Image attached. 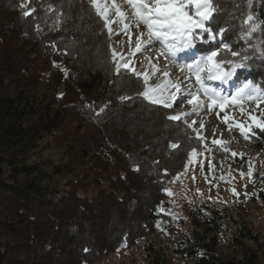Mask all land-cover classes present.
Masks as SVG:
<instances>
[{"label":"trees","instance_id":"trees-1","mask_svg":"<svg viewBox=\"0 0 264 264\" xmlns=\"http://www.w3.org/2000/svg\"><path fill=\"white\" fill-rule=\"evenodd\" d=\"M210 2L205 26L217 39L203 33L197 53L244 63L234 80L264 92V0ZM225 43L238 55L221 51ZM111 44L93 0H0V264H91L156 232L160 220L188 264H263L260 236L245 220L202 205L176 223L161 207L166 183L202 142L171 119L173 108L143 96L142 77L117 70ZM45 137L52 145L41 146ZM251 138L263 145L264 130ZM51 146L67 157L64 169L30 161ZM63 172L71 177L60 189L53 175ZM146 251L149 264H170L161 246Z\"/></svg>","mask_w":264,"mask_h":264},{"label":"rangeland","instance_id":"rangeland-1","mask_svg":"<svg viewBox=\"0 0 264 264\" xmlns=\"http://www.w3.org/2000/svg\"><path fill=\"white\" fill-rule=\"evenodd\" d=\"M99 2L102 8H107L106 15L103 17L107 22L108 29H112L110 33L112 37L111 51L112 54L115 53L113 58L117 65H122L126 59L130 64L129 70L134 67L138 73H149V82L144 92L148 88L163 85L168 79L174 83H180L181 91L179 93H176L174 88H169L162 94L164 97L175 94L176 101L165 99L164 103L157 104L173 108L174 112L170 114V117L181 115L182 119L195 130L196 136L202 142L201 149L192 151L186 166L166 183L165 191L168 196L161 207L172 215L176 223L189 221L190 212L197 210L202 205L225 209L229 216L245 220L260 236L262 241L260 252L264 264V144L261 145L251 138L259 128L256 127V124L264 122V98L240 101L238 105L226 103L223 109L218 106L212 107L209 101L198 114H190L193 113L194 106L188 104L186 99L179 106L177 103L189 93H195L200 87L199 83L195 81V75L185 66L194 64L203 56L197 53L195 44L192 48L177 52L173 57L170 52L164 50L162 41H155V46L150 48L147 53V56L153 58L151 61L139 53L133 56L134 45L139 41L138 34L144 33L146 36L147 27L141 22L138 27H130V31L125 33L124 21H121L115 8L118 7L126 18L134 17L135 10L128 0H99ZM143 2L151 8L155 0H143ZM24 4L26 3L23 2L22 5ZM185 10L195 18V4L188 5ZM117 21L121 22L117 23ZM126 22L129 26L133 24L132 19H127ZM198 30L201 29H196L195 32ZM161 52L164 54L158 56ZM155 67L166 69L170 74L175 73V75H170L168 78L162 74L152 75ZM180 67H183V71L179 70ZM121 68L123 67L119 69ZM225 71L229 70L225 69ZM235 77L236 75L227 84L220 81H206V83L221 90L223 95L231 96L234 95L238 84L247 81L243 79L238 82L234 80ZM258 95L264 96V92L261 91ZM145 98L154 102L149 97ZM201 99H206L202 93ZM169 103L172 104L171 107L167 106ZM240 105L243 107L241 108ZM252 117H255L256 120L254 121ZM241 125L247 132V138L241 132ZM250 126L251 130L248 131ZM51 141L50 137H45L41 141V146H47L49 143L52 145ZM214 141H220V143H214ZM30 161L41 162L47 168L55 171L61 166L64 169L63 166L68 160L62 150L51 146L41 148ZM70 177L68 172L55 173L53 182L61 189ZM89 191L90 189L81 190V193ZM164 224L160 220L157 225L159 229L156 232L139 238L131 246L124 245L91 264H149L146 245L150 243L163 248V253L170 264H188L187 259L179 257L170 249V237L160 231ZM181 226L182 234L187 235V228ZM220 235L224 255H232L234 248L229 233L221 231ZM247 242L248 244L254 243ZM255 243L257 244V242Z\"/></svg>","mask_w":264,"mask_h":264},{"label":"snow or ice","instance_id":"snow-or-ice-1","mask_svg":"<svg viewBox=\"0 0 264 264\" xmlns=\"http://www.w3.org/2000/svg\"><path fill=\"white\" fill-rule=\"evenodd\" d=\"M97 11L102 15H106L107 8L101 7L99 0H94ZM128 3L135 10L134 17H125L124 13L120 11L118 7L115 8L116 13L121 17V21H124V32L130 31V27H138L142 22L147 27V34L139 33V41L135 43V56L136 53L144 56L148 60H152V57L147 56L150 48L154 47L155 41H162L164 45V50L170 52L173 57L176 53L184 49H189L194 47L195 41L198 38L203 37V33L209 34L210 40L217 39V35L212 33V29L205 26V22L211 18L212 6L209 0H155V3L150 8L148 4L144 3L143 0H128ZM195 4V18L190 16L188 11L185 9L188 5ZM115 7V5H113ZM28 13H25L27 15ZM127 19H132L133 24L129 26L126 22ZM121 21H117L120 23ZM196 29H201L202 32L200 36L194 35ZM112 29L109 28L111 33ZM223 29H220L219 35L223 36ZM207 42V41H205ZM228 50L231 51L227 43L224 44V48L221 51ZM161 52L158 54L163 55ZM115 55V53L113 54ZM218 55L217 51H210L206 55L200 57L194 64L185 65L189 71L195 75V81L199 83L200 87L195 93H189L188 96L183 97L179 100L177 106L187 100V103L193 105V113L198 114L207 102H211L212 107L218 106L223 109L226 103H231L233 105L240 104V101H253L264 98V96L258 95L261 90L256 84L251 80L241 82L236 86L234 95L225 96L222 94L221 90L213 87L211 84L206 83V81H220L221 83L227 84L232 80L233 76L236 74L238 68H243L246 65L244 63H237L230 58L222 57L219 61L216 59ZM238 53L231 51V56H237ZM264 55V53H261ZM122 59H124L122 57ZM245 60L248 57L244 58ZM231 65V70L225 71L221 65ZM123 67L125 69L130 68L128 60H124L122 65L117 66V70ZM152 67V65H150ZM180 71H183V67H180ZM133 76L139 81V78L143 77L142 83L147 85L149 82L150 74L138 73L135 68L130 69ZM162 74L165 78L170 77V75H175V73L170 74L166 69H160L155 67L154 73L152 75ZM186 78V77H185ZM169 88H174L176 93L181 91L180 83H174L170 79L166 80L163 85H158L156 87L148 88L143 95L153 99L155 103H164L165 99L168 101H176L177 97L175 94H170L164 97L162 94L166 92ZM201 93L206 98L201 99ZM190 97V98H189ZM167 106L171 107L172 104L169 103ZM241 108L243 107L240 105ZM181 115H174L171 117L173 120H180ZM255 121L256 118L252 117ZM194 123V122H193ZM241 132L247 138V132L241 125ZM256 127L264 130V122H259ZM251 130V126L248 131ZM214 143H220V141H214ZM176 147V145H173ZM195 154V153H194ZM235 155V153H234Z\"/></svg>","mask_w":264,"mask_h":264},{"label":"built area","instance_id":"built-area-1","mask_svg":"<svg viewBox=\"0 0 264 264\" xmlns=\"http://www.w3.org/2000/svg\"><path fill=\"white\" fill-rule=\"evenodd\" d=\"M23 6H26V4H24Z\"/></svg>","mask_w":264,"mask_h":264}]
</instances>
